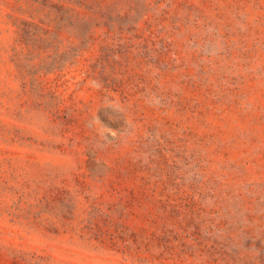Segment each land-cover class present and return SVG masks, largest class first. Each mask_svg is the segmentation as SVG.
<instances>
[{
  "label": "rangeland",
  "instance_id": "rangeland-1",
  "mask_svg": "<svg viewBox=\"0 0 264 264\" xmlns=\"http://www.w3.org/2000/svg\"><path fill=\"white\" fill-rule=\"evenodd\" d=\"M0 264H264V0H0Z\"/></svg>",
  "mask_w": 264,
  "mask_h": 264
},
{
  "label": "trees",
  "instance_id": "trees-1",
  "mask_svg": "<svg viewBox=\"0 0 264 264\" xmlns=\"http://www.w3.org/2000/svg\"><path fill=\"white\" fill-rule=\"evenodd\" d=\"M72 1V0H71ZM95 2H98L99 0H94ZM61 7H63L64 11H62L60 21L69 22L70 25H72L79 34L85 36L86 38H101L103 41L106 40V37L108 36L107 31L98 32L96 29L101 25H108L110 27H116L117 20L112 16H107V10L104 6L101 5V3H94L93 5H87V8L89 9V14L83 13L82 10L76 8L72 5H65L61 3ZM128 15L126 17V21L124 23H119V29L118 37H121L124 34L123 26L129 25L130 30L136 29V25L134 24V21H129ZM102 17L105 19V17H108L107 20L100 21L99 18ZM87 39L86 41H88ZM102 48L105 47V45H101Z\"/></svg>",
  "mask_w": 264,
  "mask_h": 264
}]
</instances>
